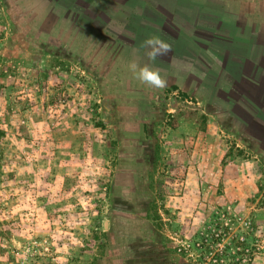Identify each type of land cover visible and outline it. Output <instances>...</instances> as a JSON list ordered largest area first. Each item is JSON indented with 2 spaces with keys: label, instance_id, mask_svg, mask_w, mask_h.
<instances>
[{
  "label": "rangeland",
  "instance_id": "374dc122",
  "mask_svg": "<svg viewBox=\"0 0 264 264\" xmlns=\"http://www.w3.org/2000/svg\"><path fill=\"white\" fill-rule=\"evenodd\" d=\"M174 1L0 0V264H264V42ZM151 35L193 82L136 78Z\"/></svg>",
  "mask_w": 264,
  "mask_h": 264
},
{
  "label": "crops",
  "instance_id": "0c3cea01",
  "mask_svg": "<svg viewBox=\"0 0 264 264\" xmlns=\"http://www.w3.org/2000/svg\"><path fill=\"white\" fill-rule=\"evenodd\" d=\"M222 1L227 7L228 15L230 16L228 18V21L225 20L224 22L233 24V26L238 25V26L247 27L250 30L251 35L259 34L258 38L257 37L255 38V41L262 40L264 42V33H259L262 31V29L252 30L256 26V24H253V22H254V17L256 16V11L260 8L259 0H222ZM156 7H159L160 9L162 8V10H166L165 12H168L170 15H174V13L178 11L176 0L167 6H165L164 4L156 3ZM113 20L114 19L108 20L106 27H111L112 26L111 21ZM179 20L180 21H178V25L180 26V24H182L180 23L182 19H179ZM185 21L187 22L188 20L185 19ZM136 22L139 27L151 28L153 31L151 33L156 34V32L153 30L152 25L147 23L144 17L138 19ZM186 22H185L186 24L185 26H187ZM174 25L176 26L177 24L174 23ZM263 27H264V23H263ZM129 29L130 31L134 32L132 28H129ZM187 29L188 31L192 30L191 28L190 29L187 28ZM94 30H95L94 28H91L89 32L92 33ZM129 38L132 39L133 37L130 36ZM131 49L133 50V47H131ZM145 50H146L145 48L139 49L141 54H144ZM172 53L173 52L170 51L168 55L163 56L167 60V61L164 60L163 63L158 62L157 59L155 61L150 60V63L153 68L160 70L161 76L167 80V83L177 84L178 86L185 88L188 83L193 82L192 81L193 66L186 62V57L178 56L176 53H173V54ZM214 57L219 58L220 56L217 57L215 55Z\"/></svg>",
  "mask_w": 264,
  "mask_h": 264
},
{
  "label": "clouds",
  "instance_id": "9594fccd",
  "mask_svg": "<svg viewBox=\"0 0 264 264\" xmlns=\"http://www.w3.org/2000/svg\"><path fill=\"white\" fill-rule=\"evenodd\" d=\"M141 47L149 49V51L146 52V55L149 60L152 61H155L158 57L168 55L171 51V45L162 40L159 36H152L146 39ZM130 68L135 73L136 78L146 85L156 89H163L167 86V80L161 76L159 69L145 65L137 71L138 66L135 63L131 64Z\"/></svg>",
  "mask_w": 264,
  "mask_h": 264
},
{
  "label": "trees",
  "instance_id": "16d2710c",
  "mask_svg": "<svg viewBox=\"0 0 264 264\" xmlns=\"http://www.w3.org/2000/svg\"><path fill=\"white\" fill-rule=\"evenodd\" d=\"M144 8L147 14L149 15H154L159 21L160 24H164V26H166V24H168L169 28L174 29L176 34H178L177 32H180L179 29L174 25L173 19L171 17H169V15H166V13H164L161 10L155 9V8H151L150 5H148L147 3H144ZM167 27V26H166ZM168 28V27H167ZM168 28V29H169ZM99 127H104L105 126V122L102 121L100 123H97ZM242 152V151H240ZM203 245H200L199 247L202 248Z\"/></svg>",
  "mask_w": 264,
  "mask_h": 264
},
{
  "label": "water",
  "instance_id": "95a60500",
  "mask_svg": "<svg viewBox=\"0 0 264 264\" xmlns=\"http://www.w3.org/2000/svg\"><path fill=\"white\" fill-rule=\"evenodd\" d=\"M105 225H106V223H105Z\"/></svg>",
  "mask_w": 264,
  "mask_h": 264
}]
</instances>
